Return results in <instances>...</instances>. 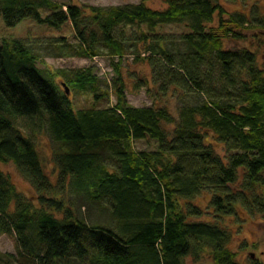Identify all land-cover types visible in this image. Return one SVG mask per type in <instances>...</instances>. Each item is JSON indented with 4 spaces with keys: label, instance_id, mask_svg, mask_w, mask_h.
I'll list each match as a JSON object with an SVG mask.
<instances>
[{
    "label": "trees",
    "instance_id": "16d2710c",
    "mask_svg": "<svg viewBox=\"0 0 264 264\" xmlns=\"http://www.w3.org/2000/svg\"><path fill=\"white\" fill-rule=\"evenodd\" d=\"M166 2L0 0V162L37 193L28 197L0 166V235L15 233L22 257L6 264H240L226 219L246 210L264 220V60L225 40L264 18L225 19L219 0ZM126 55L151 67V81L134 87L178 97L177 112L128 102ZM44 56L107 57L112 81L102 89L93 67L75 70L69 87L95 101L77 109L59 73L39 67ZM43 128L57 145L56 183L33 138ZM205 191L209 215L191 202ZM69 194L108 218L90 224Z\"/></svg>",
    "mask_w": 264,
    "mask_h": 264
},
{
    "label": "rangeland",
    "instance_id": "374dc122",
    "mask_svg": "<svg viewBox=\"0 0 264 264\" xmlns=\"http://www.w3.org/2000/svg\"><path fill=\"white\" fill-rule=\"evenodd\" d=\"M142 0H75L81 6H101L110 7L115 5L138 4ZM227 14L224 18L228 19L231 15L245 14L248 19L257 23L256 18H264V0H219ZM146 4L154 9L163 10L168 7L166 0H146ZM219 21V16L216 14L215 24ZM237 28H235L236 30ZM237 32L240 38H231L225 40L226 48H249L258 53L261 61L264 60V27L238 28ZM39 67L45 71L58 72L57 82L61 89H64L63 83H66L70 90V97L77 109L90 108L94 106L93 97L86 93L74 91L68 85V79L75 70L79 68L93 67L95 73L99 77V84L102 89H106L113 78V69L111 61L107 57L90 58H68V57H49L44 56L38 63ZM124 75L127 82V98L128 102L134 106H150L152 103L163 102L167 104L174 112L180 105V100L176 96H161L156 90L147 91L146 87L137 89L134 87V79L148 78L151 81V67L147 62H134L132 55H126L124 58ZM135 74L138 76L135 77ZM151 85V84H150ZM153 87V86H152ZM116 98H101L97 101L99 108L107 107L114 104ZM27 123V122H26ZM19 124H25V119L19 121ZM33 137L38 150L42 154V160L45 170L50 175L53 183L57 182L58 169L54 158V149L56 143L52 140L49 132L45 128L37 129ZM211 140L217 144L213 138ZM140 149L148 147L145 141L136 143ZM221 150V147L219 148ZM1 168L9 173L17 187L28 197L36 199L37 193L31 184L20 174L17 167L12 162H0ZM69 197L74 202L79 216L84 217L87 222L93 224L95 222H103L108 218L107 210L101 212L98 208H93L79 197L70 195ZM211 193L205 191L200 196L191 200L195 205L200 206L205 211V215H209L211 210ZM202 216L207 220H212V216ZM233 233V238L230 242V248L237 252V260L240 264H247L252 258L251 254H255L264 262V220L261 215L252 216L246 210H240L238 216L226 219ZM18 239L15 233L0 235V264H6L5 260L13 259L14 257L22 259L18 256ZM15 255L10 257L9 255ZM20 261V260H19ZM203 264H210L211 261L206 259L201 261ZM185 264H196L193 257L186 258Z\"/></svg>",
    "mask_w": 264,
    "mask_h": 264
},
{
    "label": "water",
    "instance_id": "95a60500",
    "mask_svg": "<svg viewBox=\"0 0 264 264\" xmlns=\"http://www.w3.org/2000/svg\"><path fill=\"white\" fill-rule=\"evenodd\" d=\"M63 86L66 88L67 94L69 95V94H70V90H69V88L67 87V84H66V83H63ZM251 256H252V257H255V254L252 253Z\"/></svg>",
    "mask_w": 264,
    "mask_h": 264
}]
</instances>
